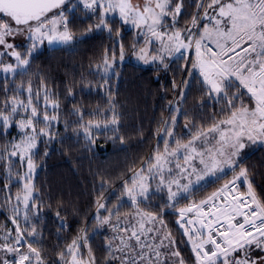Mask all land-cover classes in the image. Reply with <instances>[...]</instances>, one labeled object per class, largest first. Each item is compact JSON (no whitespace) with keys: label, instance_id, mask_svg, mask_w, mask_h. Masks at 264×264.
<instances>
[{"label":"snow or ice","instance_id":"6c2138e0","mask_svg":"<svg viewBox=\"0 0 264 264\" xmlns=\"http://www.w3.org/2000/svg\"><path fill=\"white\" fill-rule=\"evenodd\" d=\"M79 3L82 14L95 21L82 29L81 39L106 32L112 41V49L105 48L90 74L97 79L82 81L89 90L104 91L106 104L86 112L73 102L69 113L76 117L72 130L85 151H91L101 135L114 144L125 143L111 86L112 77L120 74L117 44L120 63L128 51L122 35L125 26L134 31L130 52L136 61L151 65L157 73L171 71L175 64L180 80L173 74V99L166 115L162 110L155 148L138 168L129 167L130 175L121 177V185L109 190L106 186L114 181L100 177L92 216L84 217L62 247L57 237L55 259L49 260L40 225L45 208L52 205L43 197L36 175L60 135L61 98L43 76L34 91L33 78L38 74L30 69L40 46L74 45L76 32L64 10L66 0H0V134L4 138L0 208L7 213L0 223V264H100L89 236V219L92 236L105 230L113 233L105 236L104 264H264V193L254 189L243 164L250 144L264 145V0ZM186 6L195 10L186 13ZM74 9L76 5L68 11ZM193 80L198 96L191 112L211 106L207 120L198 121L184 110ZM74 95L69 86L67 96ZM181 116L186 134L178 136ZM68 126L65 121V130ZM12 129L16 135L8 139ZM207 178L223 183L195 199ZM154 198L159 205L151 203ZM61 207L55 209L61 220L58 231L67 227ZM166 216H174L175 224L170 226Z\"/></svg>","mask_w":264,"mask_h":264},{"label":"trees","instance_id":"16d2710c","mask_svg":"<svg viewBox=\"0 0 264 264\" xmlns=\"http://www.w3.org/2000/svg\"><path fill=\"white\" fill-rule=\"evenodd\" d=\"M189 0H185L187 3ZM73 5L77 9L69 12L68 9ZM66 14L69 15L73 23L71 27L76 32L77 43L64 47H43L32 59L30 71L35 75L33 78L34 91L39 87L40 76L48 82V87L53 92L58 93L61 98L62 115L58 125L60 133L56 142L49 147V155L40 161L41 166L37 170L36 183L43 188V197L51 202L52 208H45L42 213L44 222L40 227L44 233V246L47 249L45 255L49 260L55 259L59 237V246H63L64 241H70L82 226L85 216L89 218L94 212L95 194L99 193L100 177L104 176L114 181L112 185L106 187L111 190L117 185L122 184L121 177L130 175L129 167L133 164L139 167L140 160L148 156L155 148L157 139L155 136L156 128L163 114L166 115L168 101L173 99L171 92L172 80H180V72L177 65H173L168 72L156 69H142L130 63L119 64V45L116 46L117 65L119 76L112 77V92L116 101V110L120 116L121 135L125 137V143L121 145L117 140L114 144L111 139L101 135L97 138L96 144L91 151H85L83 141L78 140L73 132V122L75 116H70L73 102L81 105L86 112L92 111L97 105L103 106L108 100L107 94L99 89L89 90L84 87L82 81L96 80L97 77L90 75L95 72V66L102 60L105 48L112 49V41L108 34L92 33L81 39V32L89 22L94 20L87 19L83 14V6L77 0L71 1L64 6ZM194 8L186 6L185 12L190 13ZM183 26V20H181ZM123 43L128 50L125 59L131 56L132 41L134 32L122 29ZM113 39H116L113 33ZM111 56V51H109ZM13 87L15 85H12ZM73 87L74 97L67 96V88ZM2 77L0 78V102H2ZM198 96L195 80L192 81V90L188 94V99L184 105V110L189 111L190 115L197 116V119L207 120L212 115L211 106L205 108L203 112L192 113L195 98ZM65 121L68 128L65 130ZM185 121L181 116L176 128V134H186L184 128ZM12 138V133L8 139ZM62 141V142H61ZM4 142L0 134V143ZM44 145H40V155L43 156ZM161 147H163L161 143ZM244 166L249 170V179L253 183L257 193H264V150L253 146L243 159ZM230 175L228 174V178ZM3 170L0 168V188L3 187ZM223 183L211 181L206 186L194 194L195 199L214 191ZM15 192V188H13ZM95 192V194H94ZM114 195H119L117 190ZM114 199V197H111ZM159 205V200L152 199ZM152 203V204H154ZM57 205L64 217L63 223L67 225L63 230L58 231L61 220L55 216ZM6 217L0 213V223L5 222ZM166 221L170 226L175 224L174 216H166ZM91 244L96 258L100 264H104L103 251L105 244V234L92 236L91 220L89 219ZM110 235L113 234L110 232ZM177 243H180V236L176 235ZM187 251L185 255L187 256ZM115 264V261L112 262Z\"/></svg>","mask_w":264,"mask_h":264},{"label":"rangeland","instance_id":"374dc122","mask_svg":"<svg viewBox=\"0 0 264 264\" xmlns=\"http://www.w3.org/2000/svg\"><path fill=\"white\" fill-rule=\"evenodd\" d=\"M79 2V0H77V3ZM133 2L135 3V2H138V0H133ZM139 2H142V0H139ZM125 29L126 30H131L130 28H128L127 26H125ZM131 31H133V30H131ZM134 32V31H133ZM22 39V38H21ZM20 41L18 40L17 41V43H19ZM141 43H142V38H141ZM49 47V45L47 44V42H45L44 43V45H42V46H40V48H39V50H41L43 47ZM38 50V51H39ZM119 64H122V63H120V61L118 62ZM123 63H130V64H132V65H134V66H137V67H140V68H142V69H153V67L151 66V65H144V64H142V63H139L138 61H136V59L133 57V56H130L128 59H125V61L123 62ZM155 69V68H154ZM162 72H164L165 73V71H163V70H161ZM1 78V77H0ZM11 131V133H12V137L13 136H15L16 135V131H15V129H12V130H10ZM157 139V138H156ZM253 146H257V147H261L262 146V144H250L245 150H244V153H243V156L245 157L247 154H248V152H249V150H251V148L253 147ZM263 148H264V146H263ZM229 177L231 178V173L229 172ZM211 181H214V178H207L206 179V181H202L201 182V187H203V186H206L209 182H211ZM153 190H154V188H153ZM242 190H245L246 191V187H242ZM0 200H2V195H0ZM152 203H154V202H152ZM155 204V203H154ZM0 213H2L3 215H4V217H6L7 216V213L2 209V208H0ZM103 234H105V236L107 235V236H109V237H111V235H110V232H108L107 230H105L104 232H102Z\"/></svg>","mask_w":264,"mask_h":264},{"label":"built area","instance_id":"2783aa9c","mask_svg":"<svg viewBox=\"0 0 264 264\" xmlns=\"http://www.w3.org/2000/svg\"><path fill=\"white\" fill-rule=\"evenodd\" d=\"M263 146H264V145H262L260 148H262V149L264 150ZM112 234H113V233H112ZM115 264H120V262H119V261H115Z\"/></svg>","mask_w":264,"mask_h":264},{"label":"water","instance_id":"95a60500","mask_svg":"<svg viewBox=\"0 0 264 264\" xmlns=\"http://www.w3.org/2000/svg\"><path fill=\"white\" fill-rule=\"evenodd\" d=\"M71 1H73V0H66V4L65 5L69 4Z\"/></svg>","mask_w":264,"mask_h":264},{"label":"crops","instance_id":"0c3cea01","mask_svg":"<svg viewBox=\"0 0 264 264\" xmlns=\"http://www.w3.org/2000/svg\"><path fill=\"white\" fill-rule=\"evenodd\" d=\"M229 174V173H228Z\"/></svg>","mask_w":264,"mask_h":264}]
</instances>
